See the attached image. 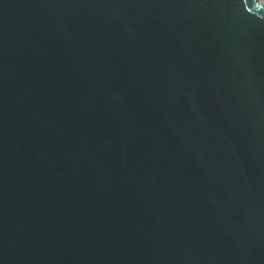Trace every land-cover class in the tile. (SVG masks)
I'll use <instances>...</instances> for the list:
<instances>
[{"label": "water", "instance_id": "95a60500", "mask_svg": "<svg viewBox=\"0 0 264 264\" xmlns=\"http://www.w3.org/2000/svg\"><path fill=\"white\" fill-rule=\"evenodd\" d=\"M0 264H264L257 0H0Z\"/></svg>", "mask_w": 264, "mask_h": 264}, {"label": "bare ground", "instance_id": "6f19581e", "mask_svg": "<svg viewBox=\"0 0 264 264\" xmlns=\"http://www.w3.org/2000/svg\"><path fill=\"white\" fill-rule=\"evenodd\" d=\"M257 3L264 8V0H257Z\"/></svg>", "mask_w": 264, "mask_h": 264}]
</instances>
